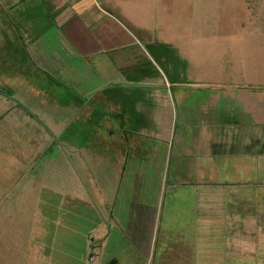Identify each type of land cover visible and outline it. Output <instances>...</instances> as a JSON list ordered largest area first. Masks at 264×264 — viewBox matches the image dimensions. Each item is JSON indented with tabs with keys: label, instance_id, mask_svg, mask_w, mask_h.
<instances>
[{
	"label": "rangeland",
	"instance_id": "obj_1",
	"mask_svg": "<svg viewBox=\"0 0 264 264\" xmlns=\"http://www.w3.org/2000/svg\"><path fill=\"white\" fill-rule=\"evenodd\" d=\"M74 1L101 20L93 52L49 15L73 0L0 14L6 41L23 42L3 51L25 50L36 70L0 80V264H264L258 0ZM110 159L106 207L98 168ZM131 203L158 214L150 258L122 238Z\"/></svg>",
	"mask_w": 264,
	"mask_h": 264
},
{
	"label": "crops",
	"instance_id": "obj_2",
	"mask_svg": "<svg viewBox=\"0 0 264 264\" xmlns=\"http://www.w3.org/2000/svg\"><path fill=\"white\" fill-rule=\"evenodd\" d=\"M9 1H10V3H7L6 0H0V14L3 13L5 10H7V12H8L13 8L16 9L17 7H19L20 3L23 2V0H15V1L9 0ZM46 1L47 0H42L43 3L41 6L44 7V5H46ZM73 2H75V4L74 3L72 4V6H71L72 9L66 13H65V11H63L64 14L61 13L60 7L59 8L58 7L53 8V7L48 6V7H50L49 15L51 16V19L56 24L57 28L59 27L60 19L62 18V20H63L62 29H64V31H65L64 36L67 38L69 43L72 44V46L73 45L78 46V47L80 46V48H78V47L77 48L82 53L93 52L96 49L93 50L92 46L95 47V46H97L98 43L96 41V37L94 38V36L92 35L90 28L94 24H98L101 20L98 21L99 15H96V13L90 14L91 10H88V6H85L84 2L74 1V0H73ZM257 5H260L261 8H263V15H264V0H258ZM41 6H39V10H40ZM63 9H65V8H63ZM87 11H89V13H87ZM4 13H6V11ZM41 14L42 13L39 12V14H38L39 20L37 19V23H35L37 25L43 21V19L40 20V18H42L40 16ZM9 22L11 23V21H9ZM34 22H35V20H34ZM22 28H23L22 29L23 31L25 30V36L31 34L30 38H28V41L31 43L32 46L35 45L34 40L36 39V37H34V34L31 32L29 34L27 27H22ZM32 29H34V28L32 27ZM8 32H9V29H8ZM11 34L12 33H5V32H2V34L0 33V46H1L0 52L5 48V46L9 47V46H12L13 44H14V46H16V45L18 46L21 43H23V42H18V41L16 43L6 41V39H10L9 36ZM21 39H23V38L21 37ZM25 43L27 44V42H25ZM22 51L25 52V50H22ZM8 52H10V51H8ZM263 75H264V73H263ZM263 101H264V87H263ZM263 127H264V107H263ZM263 133H264V130H263ZM104 161H106L105 157L103 158V161L101 160L100 164ZM113 163H114V161L112 159H110L106 163L107 165H104V166L100 165L98 168L99 173H100V178H102V179H100V183H101L100 186L103 188V190L107 193V196H108V200H106V198L104 199L106 207L108 206V201L111 199L110 196H111V192L113 190V189H111L112 185H111V187L107 185V183H109V184L112 183V182H109L110 180L107 177L109 175H112L111 173H113V172L115 174L118 172L115 169L116 166H114V168H113ZM108 164H110V165H108ZM263 169H264V134H263ZM114 175H112V176H114ZM263 186H264V180H263ZM114 200H115L114 198L112 199V201L110 200L112 205L114 204ZM263 200H264V192H263ZM263 203H264V201H263ZM112 209H113V206H112ZM107 211L110 212V216H108L109 219L107 220L108 222L118 220L122 224V221H121L122 217L117 216L116 218H114L115 216H113L114 214L112 213V210L110 208H107ZM127 215H128V220H129L128 224L130 225V229H129L128 233L123 234L124 237L122 236V238H124L125 240L128 239L131 242V246H132V248H134V252L137 253L139 256H144V258L148 256L150 258V251L152 249L153 238H154V234H155V227H156V221H157V215L158 214L154 211V209H149L147 207H144L140 203H134V205L131 203L130 210L127 213ZM113 225L116 226L118 229H122L116 223ZM106 235H107V233H106ZM107 237H108V235H107ZM106 238L105 237L102 238V236H100L99 239L93 237L91 239V243L93 245H91V246L95 247V246L99 245L100 247H103L105 242H106ZM93 241H94V243H93ZM115 244L118 245V242ZM93 254L95 255V252L90 253L88 256V259L90 261H93L96 259V257H94ZM139 259L140 258H138V262H139ZM135 262H136V260H135ZM102 264H123V262H121L116 255H113V257H110L105 262L102 261ZM145 264H147V263H145Z\"/></svg>",
	"mask_w": 264,
	"mask_h": 264
},
{
	"label": "trees",
	"instance_id": "obj_3",
	"mask_svg": "<svg viewBox=\"0 0 264 264\" xmlns=\"http://www.w3.org/2000/svg\"><path fill=\"white\" fill-rule=\"evenodd\" d=\"M8 47V46H7ZM4 50V49H3ZM0 52V80H9V79H13V78H18L20 76H23L24 78H26V83H28V80H30L31 77H35V72L36 70L33 68L32 69H27L25 68L26 64L25 61L29 60V57L27 55V53L23 52V51H10V53H5L4 51ZM4 54V56H3ZM31 75H28L27 73H29ZM60 80H58L59 82ZM52 79L49 81L48 85H51L49 87V91H52ZM66 83H64L62 81V83H57L55 86L59 87V85H62V88H64L63 90H66V92L69 91V89L67 88V85H65ZM29 85L33 86L32 82L29 83ZM37 88H40L39 86H36ZM61 87V86H60ZM33 91H35V89L33 88ZM48 92L46 94H48ZM65 92V93H66ZM44 95V94H43ZM68 96V94L64 97L66 98ZM61 99L63 105H65V109H69L70 108V104L68 103L69 101L66 99ZM60 100V99H59ZM66 101V104H65ZM85 103V102H83Z\"/></svg>",
	"mask_w": 264,
	"mask_h": 264
}]
</instances>
